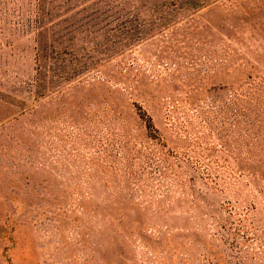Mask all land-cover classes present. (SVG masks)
<instances>
[{"label": "rangeland", "instance_id": "374dc122", "mask_svg": "<svg viewBox=\"0 0 264 264\" xmlns=\"http://www.w3.org/2000/svg\"><path fill=\"white\" fill-rule=\"evenodd\" d=\"M0 264H264V0H0Z\"/></svg>", "mask_w": 264, "mask_h": 264}, {"label": "trees", "instance_id": "16d2710c", "mask_svg": "<svg viewBox=\"0 0 264 264\" xmlns=\"http://www.w3.org/2000/svg\"><path fill=\"white\" fill-rule=\"evenodd\" d=\"M244 100H245V98H240L239 96H236V102H239V104L242 105V108H244L243 104L246 103V102H243Z\"/></svg>", "mask_w": 264, "mask_h": 264}]
</instances>
